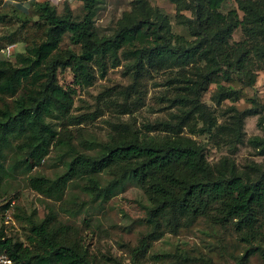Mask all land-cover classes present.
<instances>
[{"label": "trees", "instance_id": "16d2710c", "mask_svg": "<svg viewBox=\"0 0 264 264\" xmlns=\"http://www.w3.org/2000/svg\"><path fill=\"white\" fill-rule=\"evenodd\" d=\"M10 1L28 2L26 13H21L36 18L33 25L42 31L43 39L31 47L26 45L31 56H22L26 61L23 66L12 67L0 57V98L11 99V105L0 108V182L20 175L27 188L49 200H60L71 181L83 182L81 191L100 202L128 185L139 189L148 204L144 206L148 231L130 250L132 264H137L148 244L166 228L175 231L197 219L210 226L233 225L241 240L249 244L241 259L253 254L264 259V238L259 233L264 212V165L250 176L227 156L211 164L203 148L188 136L214 135L229 145L239 141L235 134L240 121L253 111L237 113L217 124L212 112L199 102L198 91L215 83L216 102L234 100L239 91L225 88L216 77L228 81L233 74L249 87L253 73L264 70V0H233L235 7L225 13L220 10L224 0H168L174 6L176 24L186 27L190 40L174 34L168 17L148 8L145 0H134L132 13H123L113 30L103 35H97L93 28L102 0H74L81 5L78 17L72 15L67 1H63L60 13L48 1ZM184 11H190V17L181 13ZM6 17L10 18L0 15V22L7 24ZM27 21V17L21 20L20 29ZM235 30L241 35L238 41L231 40ZM16 33L1 36L0 44L4 45L0 50L15 43ZM64 34L70 44L78 46L77 53L58 50ZM3 37L8 39L2 41ZM119 56L128 60L124 68L133 85L149 72L178 71L167 77L164 85L173 89L174 97L167 99V107L175 113L163 121L145 124L144 130L118 124L106 142L83 141L74 146L64 131H56L46 119L79 124L94 116H67L74 89L57 85L55 70L69 69L73 84L87 87L93 81L91 66L103 76L106 67L119 64ZM198 64L204 72L194 74L197 80L186 75L184 70L189 66L200 71ZM39 68L43 71L35 81L43 80L38 88L21 91V82ZM129 89L123 90L126 93ZM262 121L258 125L263 124L264 135ZM83 143L92 151L80 150ZM250 143L264 156V137H254ZM51 152L58 154L63 172L54 178L29 175ZM110 169L114 175L102 183V174H109ZM7 207L5 204L1 209ZM48 218L27 221L25 244L12 241L0 228V251L12 264H91L85 250H80L68 234L67 226L60 222L54 225ZM185 260L176 257L180 263ZM154 264L170 263L157 260Z\"/></svg>", "mask_w": 264, "mask_h": 264}, {"label": "rangeland", "instance_id": "374dc122", "mask_svg": "<svg viewBox=\"0 0 264 264\" xmlns=\"http://www.w3.org/2000/svg\"><path fill=\"white\" fill-rule=\"evenodd\" d=\"M54 1L57 2L54 4L56 11L60 13L62 1ZM133 1L102 0L93 19V28L97 35L109 34L123 13L131 14ZM145 2L154 12L156 10L158 14L168 17L174 34L187 40L191 39L186 27L176 24L173 4L168 0H145ZM68 5L73 16L81 15L80 4L71 2ZM233 7H235L233 0H224L220 10L225 13ZM25 9V6L20 8L15 1L0 0V15L10 17L9 19L6 17L7 24L0 22V38L9 35L12 31H16V35L19 34L14 43L13 54L6 59L0 56L12 67L23 66L26 61L22 58L31 56L26 53V45L31 47L43 39L42 31L34 28L33 21H37L36 18H33L31 13L22 15L26 13ZM181 13L190 17V11ZM26 17L28 21L20 29L21 20ZM240 38L239 31L235 30L231 40L238 41ZM7 39L3 37L2 41ZM21 39H24V42H21ZM0 45L4 43L1 42ZM57 48L60 52L69 49L76 53L79 49L78 46L69 43L67 34L61 37ZM18 54L20 57L17 56ZM119 59L117 66L106 67L103 76L99 75L96 66H91L93 81L87 87L74 85L73 75L69 69L55 70V83L62 87L72 86L74 89L67 116L78 117L81 114L94 116L91 120L79 124H66L68 119L62 121L55 118L46 119L56 131H64L63 134L69 137L74 146L83 141L106 142L113 126L118 124L125 123L134 129L144 130L145 124L151 125L156 121H163L169 114L175 113L172 107H167V104L170 105L167 99L171 100L174 97L173 89L164 85L166 78L173 76L178 72L177 70L149 72L133 85L130 75L124 68L128 60H124L121 56ZM197 66L200 67V71L196 72L193 66H189L184 72L197 80L198 77L194 74L204 72L201 64ZM39 69L21 82L19 87L21 91L38 88L37 85L43 80L40 78L35 81L42 70ZM219 76L216 77L217 83L225 88L238 90L239 93L234 100L226 98L216 102L215 83H210L204 90L198 91L199 102L212 112L215 122L218 124L227 121L230 116L235 117L237 113L247 110L253 111V114L241 119L240 127L235 134H238L239 141L234 144L229 145L214 135L188 136L203 148L209 163H215L219 158L227 156L233 160L237 169L254 176L255 171H259L264 165V156L258 155L257 150L250 143L254 137H264L261 129L263 124L258 125L259 120H264V70L253 73V82L249 87L233 74L229 75L228 81L222 80ZM127 86H130V89L125 93L123 89ZM10 101V98H0V108L4 107V104L11 105ZM126 108L130 110L127 113ZM230 140L233 141L232 138ZM88 148L83 143L80 150L89 153L92 150ZM63 170L62 164L58 161V154L51 152L48 158L45 157L43 162L30 171L29 175L54 178ZM108 173L102 174V183L110 175H114V170L110 169ZM82 184L81 181L67 182L61 199L49 200L27 188L26 181L20 175H16L13 179H5L0 187V209L5 204H8V207L0 210V228H3L5 236L10 237L12 241L25 244L27 221L31 219L40 222L50 217L54 225L60 222L67 226L68 234L73 236L80 250H85V257L91 264H132L130 260L133 256L130 250L137 246L138 241L148 231L144 223V206L148 205L145 196L139 189L128 185L106 202H100L99 199L94 200L93 197L82 192ZM15 214H17L16 218ZM263 216L264 212L259 220L261 226L259 233L264 238ZM248 247L249 244L241 240V234L235 231L233 225L210 226L202 219H197L175 231L166 228L159 238L148 244L145 253L136 263L154 264L158 260V263L163 261L170 264L176 262L177 264H264V259L258 254L241 259ZM181 256L187 260L182 263L176 261V257ZM199 259L200 262L197 261Z\"/></svg>", "mask_w": 264, "mask_h": 264}, {"label": "built area", "instance_id": "2783aa9c", "mask_svg": "<svg viewBox=\"0 0 264 264\" xmlns=\"http://www.w3.org/2000/svg\"><path fill=\"white\" fill-rule=\"evenodd\" d=\"M15 45L9 44L0 50V56L2 58H9L14 50ZM1 187V182H0ZM0 264H12V260L4 253L0 251Z\"/></svg>", "mask_w": 264, "mask_h": 264}, {"label": "crops", "instance_id": "0c3cea01", "mask_svg": "<svg viewBox=\"0 0 264 264\" xmlns=\"http://www.w3.org/2000/svg\"><path fill=\"white\" fill-rule=\"evenodd\" d=\"M39 1H48L50 4H52V5H54L55 4V2L56 1H54V0H39ZM59 1H62V3H63V1H67V3L68 4H70L71 2L73 3V2H75V3H77L76 1H74V0H59ZM18 3V5H19V7L20 8H22V7H26L27 6V1H20V2H17ZM57 3V2H56ZM79 4V3H78Z\"/></svg>", "mask_w": 264, "mask_h": 264}]
</instances>
